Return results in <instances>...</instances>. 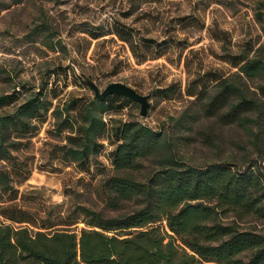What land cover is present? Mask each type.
I'll list each match as a JSON object with an SVG mask.
<instances>
[{
    "label": "trees",
    "instance_id": "16d2710c",
    "mask_svg": "<svg viewBox=\"0 0 264 264\" xmlns=\"http://www.w3.org/2000/svg\"><path fill=\"white\" fill-rule=\"evenodd\" d=\"M162 1L131 0L137 6ZM212 2L233 5L206 0L205 6ZM254 5L264 32V0ZM192 8L167 21L168 33L160 39L116 20L87 33L92 39L117 36L138 62L174 49L181 60L188 45L177 32L191 23L202 27ZM230 61L235 71L210 69L207 80H188L186 95L192 99L165 129L136 119L106 122L108 97L135 102L117 94L103 100L69 98L52 109L61 118L48 131L59 140L52 151L78 170H88L100 139L115 143L112 168L96 185L100 209L56 204L41 215L23 204L30 197L18 186L31 167L17 153L36 131L31 120L51 104L41 98V87L13 115L0 112V264H264V232L242 227L249 220L264 221V44ZM17 99V92L0 94V110ZM216 126L236 131L224 156ZM190 144L211 149L213 156L196 161L183 152Z\"/></svg>",
    "mask_w": 264,
    "mask_h": 264
},
{
    "label": "rangeland",
    "instance_id": "374dc122",
    "mask_svg": "<svg viewBox=\"0 0 264 264\" xmlns=\"http://www.w3.org/2000/svg\"><path fill=\"white\" fill-rule=\"evenodd\" d=\"M231 1L233 5L228 8L217 2L205 6L206 0H164L138 6L131 0H0V94L18 95L15 103L0 112L13 115L24 99L41 87V98L51 104L48 110L37 113L38 119L31 120L36 131L31 138L22 140L23 151L17 153L31 167L28 179L18 186L30 197L23 204L33 206L41 215L56 204L63 209L77 204L100 209L96 185L112 168L109 154L115 143L100 139L102 147L90 156L88 170H78L52 151L59 140L48 131L61 120L53 116L52 109L69 98L93 99L92 89L78 75L83 72L100 90L109 83L122 82L147 95L149 103L143 117L137 102L108 97L102 113L106 122L110 118L136 119L153 129H165L170 118L178 116L192 99L186 95L189 79L207 80L204 73L210 69L235 71L230 60L252 55L264 44V32L254 17V0ZM193 6L202 27L191 23L177 32L176 36L188 45L181 60L174 49L164 56L138 62L117 36L105 33L92 39L87 33L97 32L100 25L116 20L140 35L160 39L168 33L167 21L190 13ZM215 132L221 135L219 153L224 156L236 131L216 126ZM183 152L198 162L213 156L211 149L200 144H190ZM81 226L78 224L77 229ZM242 227L264 232V221L249 220Z\"/></svg>",
    "mask_w": 264,
    "mask_h": 264
},
{
    "label": "water",
    "instance_id": "95a60500",
    "mask_svg": "<svg viewBox=\"0 0 264 264\" xmlns=\"http://www.w3.org/2000/svg\"><path fill=\"white\" fill-rule=\"evenodd\" d=\"M81 80L93 91V97L97 100H103L109 94H117L128 97L133 101L137 102L140 107V116H145L148 107V98L147 95L139 93L137 90L131 86L124 84L122 82H112L106 85L102 90L96 82L87 74L83 72H78Z\"/></svg>",
    "mask_w": 264,
    "mask_h": 264
}]
</instances>
